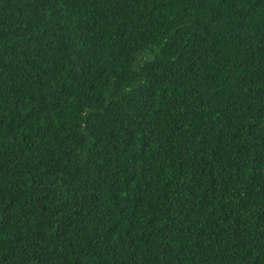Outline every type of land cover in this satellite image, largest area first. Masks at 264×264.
I'll list each match as a JSON object with an SVG mask.
<instances>
[{"label": "trees", "instance_id": "trees-1", "mask_svg": "<svg viewBox=\"0 0 264 264\" xmlns=\"http://www.w3.org/2000/svg\"><path fill=\"white\" fill-rule=\"evenodd\" d=\"M0 264H264V0H0Z\"/></svg>", "mask_w": 264, "mask_h": 264}]
</instances>
